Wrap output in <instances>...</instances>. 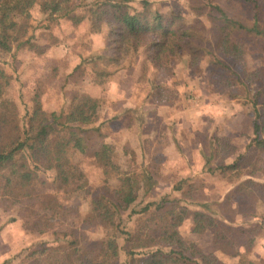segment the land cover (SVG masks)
Returning a JSON list of instances; mask_svg holds the SVG:
<instances>
[{"label":"rangeland","instance_id":"rangeland-1","mask_svg":"<svg viewBox=\"0 0 264 264\" xmlns=\"http://www.w3.org/2000/svg\"><path fill=\"white\" fill-rule=\"evenodd\" d=\"M160 1L163 11L171 8L180 11L190 22L197 24L199 33L205 36V45L208 48L213 45L212 52L209 51L205 58L200 55L195 64L187 56L171 54L158 67L146 62L148 57L143 51L121 66L111 64L106 58L113 53L110 38L106 34L92 35L90 32L86 10L92 0H64L62 3L63 9L78 6L69 18L87 17L79 24H74L68 17L61 18L63 13L60 12L43 14L37 6L30 19L19 22L28 30V34L20 33V37L23 35L20 41L25 42L33 33L30 45L36 48L30 50L27 45L17 50L18 43H14L10 53L0 51V65L7 75L2 100L16 105L21 127L26 125L37 95L49 114L67 110L75 91L103 99L94 125L90 128L87 125L90 129L88 152L82 154L72 149L69 159L81 170L78 176L83 175L76 183L86 185V189L96 196L105 195L108 200L113 199L111 189L118 182L112 179L107 182L109 190L105 187L104 160L101 159L103 144L113 145L118 163L129 174L142 173L145 168L154 173L155 185L146 187L143 181L137 201L123 212L124 231L132 233L146 226L153 227V216L140 218L132 215L133 211H139L149 203L157 206L165 198H182L183 206L190 212L204 211L201 204L216 209L221 202L226 206L225 196L238 179L232 171L222 175L217 166L231 164L240 155L255 158L254 171L257 173L253 180L264 183V152L259 154L253 144L256 121L262 125L264 138V38L240 35L238 45L232 48L230 55L225 49L232 43L215 46L216 22L209 18L211 16L202 11L205 17L195 23V7H200L202 1ZM217 1L233 17L246 25L251 23L250 6L239 0ZM262 5L261 24L264 27V0ZM85 59L87 74L75 73L68 85L66 75ZM215 60L222 61L225 66L212 64ZM104 69L111 75L100 84L101 78L97 79L95 72ZM250 168L247 166L246 170ZM38 177L35 185L39 195H59L68 207H76V210L57 220L53 226L58 227L57 232L52 227L39 235L31 230L33 220L28 229L22 218L34 207L29 205L30 208L22 212V204L0 198V264H61L65 251L44 254L41 251L61 244L57 239H62L65 233L62 227L66 225L85 235L88 242L105 237L106 231L98 223L87 224L91 227L88 228L78 221L89 211L85 200L87 192L77 191L66 198L58 188L54 170L41 169ZM176 186L181 190L174 191ZM72 187L75 189L76 185ZM257 195L258 199H250L252 202L244 203V206L230 202L223 214L238 224L262 222L264 203L262 196ZM252 203H255L253 212L247 210ZM251 213H256V217L253 218ZM32 214L28 218L37 217L34 216L36 213ZM190 225L191 221L187 220L179 229L181 236L195 243L198 250L208 256V260L200 255L193 256L195 261L201 264H264V229L249 234L248 237L255 238L251 245L246 242L247 237L233 247L222 248L215 244L212 233L192 234ZM118 244L119 260L124 263L127 260L126 236L120 237ZM34 252L36 255L32 256ZM213 257L217 263L210 261Z\"/></svg>","mask_w":264,"mask_h":264},{"label":"trees","instance_id":"trees-1","mask_svg":"<svg viewBox=\"0 0 264 264\" xmlns=\"http://www.w3.org/2000/svg\"><path fill=\"white\" fill-rule=\"evenodd\" d=\"M200 1L202 5L195 7L197 11L195 23H200V19L205 17L203 13L201 14L202 11L211 16L209 18L216 22L215 46L232 43L225 49L226 53L232 54L231 50L238 45L240 35L264 38V27L261 24L263 0H239L252 9L249 25L230 15L217 0ZM63 2L64 0H0V51L10 53L14 43H18L17 50L27 45L30 50L36 48L35 45H30L33 42V33L25 42L20 41L24 34H28V30L25 24L19 25V22L30 19L32 10L37 6H40L43 14L63 13L60 17H68L74 24H79L87 18H83L85 15L81 18H69L78 6L63 9ZM162 9L160 0H92L86 12L91 34H106L110 38L113 53L106 58L111 64L121 66L136 57L140 51L146 53L148 57L146 62L158 67H161L164 59L171 54L187 56L195 64L200 55L205 58L209 51L212 52L210 49L213 45L210 48L205 45V36L199 33L197 24L190 22L180 11L172 8L168 11ZM21 32L23 35L20 37ZM211 63L219 67L225 66L220 60ZM86 70L88 69L85 59L66 75V83L69 85L77 72H81L82 76L86 75ZM95 73L97 79L101 78L100 84L111 75L105 69ZM6 77L0 65V198L11 200L14 204H22V212L31 205L34 210L22 217L26 227L33 220L31 230L37 234L42 235L50 231L59 218L76 210V207H68L59 195L38 194L35 185L39 179L38 172L44 168L54 170L58 188L63 191L62 196L69 198L74 192L82 190L87 192L85 200L89 211L82 220H78L79 223L88 228L91 227L87 224L98 223L99 227L107 232L104 238L88 242L85 235H80L77 229L66 225L62 227L65 229L62 239H57L61 244L44 248L41 253L65 251L63 256L65 259L61 264H201L195 261L193 256L200 255L204 260H208V256H204L195 243H190L180 234L179 229L187 220L191 221L192 234L210 232L215 244L222 248L233 247L238 241L251 236L249 234L252 232L264 229V218L255 225L249 222L238 224L223 214L230 202L236 201L238 205L244 206L246 205L244 203L252 202L250 199H258L257 194L262 196L261 201L264 203V183L253 180L257 173L254 171L257 162L253 160L254 157L247 159L246 156L240 155L231 164L222 163L217 166L222 175L225 176L227 172L232 171L238 179L225 196L226 206L221 202L218 204L219 209H216L209 204H201L204 211L190 212L188 207L183 206L182 198L169 197L157 206L149 203L139 211H133L132 215H138L140 218L153 216V227L146 226L134 233L124 231L123 212L129 210L137 201L143 181L146 187L155 185L154 173L145 168L142 173L129 174L118 163L113 145L103 144L101 159L104 160L105 187L109 190L107 182L112 179L118 182V185L111 189L113 199L108 200L105 195L96 196L90 189H86V185L76 183L77 180H82L83 175L78 176L81 170L73 166L69 159V152L72 149L82 154L88 152L89 128L97 119L103 99L75 91L67 110H62L60 114L56 112L49 114L43 109L37 95L26 125L21 127L18 123L16 105L2 100L3 82ZM261 130V123L256 121L253 144L259 154L264 152ZM210 161L207 160L208 165L211 164ZM247 166H251L249 171L246 170ZM243 177H246V180L240 181ZM74 184L76 188L71 189ZM178 190H181V187H174V191ZM254 204L249 205L247 210L253 212ZM32 213H36L34 216L37 217L28 218L33 215ZM251 216L255 218L256 213H251ZM15 220L16 218L12 219V222ZM53 230L57 232L58 227H53ZM122 236H126L124 251L127 260L124 263L119 260L118 240ZM254 241L255 238L246 239L250 245ZM34 255L36 252L32 253V256ZM210 261L218 262L214 257Z\"/></svg>","mask_w":264,"mask_h":264}]
</instances>
